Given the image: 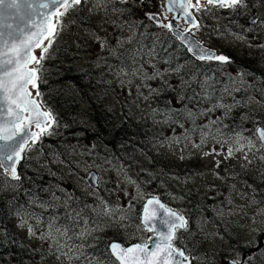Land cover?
Here are the masks:
<instances>
[{
    "label": "rangeland",
    "instance_id": "obj_1",
    "mask_svg": "<svg viewBox=\"0 0 264 264\" xmlns=\"http://www.w3.org/2000/svg\"><path fill=\"white\" fill-rule=\"evenodd\" d=\"M127 1L136 11L130 19L125 18V25L118 21L116 10L107 11L103 0H82L64 15L68 21L59 30V40L63 42L64 38L71 47L70 56L64 62L75 69L97 71L101 75L96 78L104 79L108 90L101 94L103 98L97 101L95 108L81 105L79 98L76 107L65 106L70 113L76 112L75 125L89 133H77L70 141L67 138L68 142L64 140L58 145L61 149H50L45 141L44 147L37 145L57 134L54 107L43 104L53 119L46 132L26 152L19 179H11L0 167V207L4 208L5 201L17 200L23 185L37 192L35 184L40 183L43 196L34 194L27 203V212L33 215L28 219L34 223L26 220L23 224L18 216L6 221L7 215L2 212L0 243L8 241L15 233L29 247L23 255L26 264H74L75 260L85 258L83 249L64 242L58 230H53L60 221L68 217L72 220L70 215L83 220L79 239L95 236L124 245L147 243L151 235L141 224L140 207L148 198L158 196L165 198L166 205L186 220L194 214V208L208 213L205 221L192 225L189 220L187 227L176 233L178 240L174 243L190 256V264L237 261L264 264V149L260 148L258 140L253 141L255 147L248 144L255 129L264 127V0H245V6L235 10L200 3L199 10L197 7L194 10L198 27L190 29L183 22L184 32L216 51L218 56L229 58L227 63L213 62L222 67V77L232 81V89L223 91V99L238 101L235 104L239 109L248 100L251 113L248 117L254 126L253 131L247 133V124L242 123L238 133L229 134L225 131L229 126L228 117L220 115L219 111L197 126L200 133L196 136H190L188 128L175 132L154 121L153 102L143 91V87L154 84L139 66L127 67L133 65V60L126 61L121 69H113L112 65L131 50L130 37L135 24L145 19L160 28L162 22L169 24L173 20L167 17L164 0ZM147 11L155 17L154 23L145 17ZM78 17L80 20L74 23ZM252 19H257L256 23L251 24ZM56 57L51 58L55 61ZM48 73L46 71L44 79L49 77ZM206 79L202 84L207 88L220 83H205ZM53 83L49 77L47 84ZM65 85L72 98L75 92ZM180 90L184 92L185 87L181 85ZM49 96L47 93L45 99L51 105ZM218 109H225L222 102ZM96 113L103 119L94 120ZM60 115L62 118L63 114ZM138 120H151L164 140L147 150L122 149L121 145L113 151L107 144L108 136L93 135L101 133L99 123L103 127L108 124L117 127L125 121ZM236 126L238 122L233 120L229 127ZM92 171L99 177L97 189L85 182ZM154 173L159 180L152 177ZM59 208L64 210L63 215L55 214ZM50 210L55 215L49 219L51 225L46 229L37 228L39 220L32 212L51 215ZM69 248L73 251L69 252Z\"/></svg>",
    "mask_w": 264,
    "mask_h": 264
},
{
    "label": "trees",
    "instance_id": "obj_2",
    "mask_svg": "<svg viewBox=\"0 0 264 264\" xmlns=\"http://www.w3.org/2000/svg\"><path fill=\"white\" fill-rule=\"evenodd\" d=\"M129 3V1L127 3H121L120 0H112L110 3L103 2L104 7L110 13L114 9L118 12V21L123 25L127 22L125 18L130 19L132 13L136 11L129 6ZM79 20L80 17L74 23ZM66 21H68V18L63 16L61 18V24H65ZM60 35L58 34L53 40L51 46L48 48V52L45 54V59L41 62L42 71L38 85V94L41 102L47 107H54L52 109L54 110L53 115L57 117V126L54 131L57 133L56 137H46L37 144L40 147H44L45 142H48L50 149L61 146L64 140L66 143L67 138L70 141L76 137L77 133H89V130L82 127L78 128V125H75L76 112L74 114L72 112L70 113L68 110L69 105L76 107L77 103H79L77 98H79V101L82 102L81 105H90L91 108H95L97 107V101L103 98L101 94L108 90L105 80L96 78L100 74L97 71L90 72L88 70L75 69L73 66L67 65L64 62L70 56L68 54L71 47L69 43H65L64 38L63 42L59 40L61 38ZM130 39L131 50L129 54L120 57L112 67L114 70L117 68L121 69L124 67L126 61L131 62L133 60V65H127L128 68L132 66L136 68L139 66L140 70L146 72L145 76L148 77V81L154 85L148 88L143 87V91L149 94V98L153 102L154 121L163 124L166 128L172 129L175 132L182 128H188V134L190 136H196L195 134L199 135L200 133V129L197 126L204 123L207 117L216 116L221 111L220 115H226L228 117L227 124L229 126L233 120L238 122V126L234 128L226 127L225 131L229 132V134L238 133L242 123L247 124V133H249V130L253 131L254 126L249 120L250 117H248V115L251 116L250 107L247 103L248 100L244 103L241 102L244 107L239 109L235 104L238 101L234 103L233 101H225L223 99V91L232 89V81L227 77H222L223 70L221 66L213 62H199L195 60L168 30L157 28L145 19L134 25ZM53 55L57 56L55 61L51 58ZM46 71H49L48 76L53 80V84H47L49 77L44 79ZM129 71L131 72V69ZM120 72L122 71L120 70ZM206 77L205 83H220L207 88V86L202 84ZM219 77L223 79L219 80ZM163 79L167 80L164 81ZM145 81L148 82L146 78ZM65 84L75 92L72 98H70V93ZM181 85L185 87V91L182 93L180 90ZM47 93H50L51 105L50 102L48 103L46 101L47 98L45 96ZM220 102L223 103L225 109H218ZM65 106H68V108ZM59 111L63 114L62 118ZM58 115L60 118H58ZM100 117L101 115L96 113L94 120L98 122V118ZM102 119L103 117H101ZM97 127L101 133L93 135L108 136V140L106 141L109 142L107 144L113 151L118 150L121 145L123 146L122 149L138 148L147 150L164 140V136L155 130L151 120L125 121L121 126L117 127L110 126L109 124L103 127L99 123ZM93 137L96 138L95 136ZM252 138L254 141V135ZM114 140H116L115 143L113 142ZM24 164L21 165L20 171L24 167ZM152 177L155 180L160 179L155 173ZM35 185L37 192H35L36 190L33 192L30 186L23 185L22 187L24 188L18 194V197H16L17 200L13 198L10 202H4V208L0 207V215L2 212H5L4 216L7 215L6 221H10L15 216H18V219L24 224L26 220L33 218V215L27 212V203L34 194L43 196L40 193V191L42 192L40 183H36ZM161 199L163 201L166 200L165 198ZM142 208L141 206L140 211ZM50 211L52 212V210ZM198 211L200 210L194 208V214H191L189 217L192 225H197V222L206 220L205 216L207 217L208 213ZM32 213L39 220L36 221L35 226L40 229L48 228L49 224L51 225L49 222L50 217L55 216L53 212L51 215L40 214L36 211ZM55 214L63 215L64 210L62 208L56 209ZM70 218L72 220H69L68 217V222L67 220L60 221V225L56 229L54 227L53 230H58L57 234L62 235L64 242L75 244L83 249L82 255L85 258L79 261L75 260L73 262L74 264H82L80 261L100 262V264H119L111 256L109 251L110 242L104 238L95 236L79 239L77 236L80 235L83 229V220L71 215ZM189 220H187V224H189ZM29 221L34 223L32 220ZM7 226L10 227V224ZM192 229L194 230V228ZM13 235L14 237H10L8 241L0 243V264H26L23 260V255L29 251L27 242L23 241L15 233Z\"/></svg>",
    "mask_w": 264,
    "mask_h": 264
},
{
    "label": "snow or ice",
    "instance_id": "obj_3",
    "mask_svg": "<svg viewBox=\"0 0 264 264\" xmlns=\"http://www.w3.org/2000/svg\"><path fill=\"white\" fill-rule=\"evenodd\" d=\"M103 2L110 3L112 0H103ZM120 2L127 3V0H120ZM168 2V11H172V4L175 0H168ZM207 3L214 7L233 10L245 6V0H207ZM79 4H81V0H44L38 5L33 0H0V20H3L5 14L22 18L26 16L28 22L35 29V31L21 33L19 37L16 33L20 30L12 29L11 25H7L11 29L7 34L0 30V141L5 142L4 148H0V167L5 168L13 179H19L15 165L20 162L21 153L25 150L24 145L27 140L24 137L33 140L38 138L36 133L29 134L26 131L25 122L27 121V124L35 123L37 127H40L42 123L53 119L50 113L39 110L40 106L36 100L31 98L32 93L28 90V86L37 87L36 82L40 79L42 71L41 61L45 59L48 48L59 34L62 27L61 18L72 7ZM178 6L183 9L186 17H191L192 14L188 8L193 6L192 0H182ZM201 6L200 0H197V10ZM37 8L45 10L38 13L42 17L40 23L32 20L31 13L36 12ZM61 8L63 12L60 11ZM149 19H155V17L149 14ZM192 25L198 27L194 19ZM164 26L169 29L173 28L172 24ZM176 35L182 41L186 39L179 31L176 32ZM45 40L48 41V45L42 47ZM41 47V55L39 57L33 55L34 48ZM195 48L199 59L229 62L228 57L217 56L215 53L201 48L198 44L195 45ZM190 50L192 49L190 48ZM26 112L30 114L31 118L25 117ZM40 117L45 119L41 120ZM254 139L258 140L260 148L264 149V127L255 129ZM248 144L251 147L256 146L253 138H249ZM5 149L7 150L5 151ZM231 152L232 150L229 149L230 155ZM153 205H159V209H162L168 217L163 221L167 225V233H157L159 240L154 242L151 250L147 244H135L124 248L118 243H112L110 245L112 254L116 256L120 264H190L185 251L174 243L178 240L177 230L186 228L187 220L182 215L160 204L159 200L153 197L148 200L144 208L142 220L149 231H156L151 221L157 218L159 209L150 208ZM110 211L115 212L116 210L110 209ZM68 251L71 252L73 249L69 248ZM96 264H100V262H96ZM234 264H239V262H234Z\"/></svg>",
    "mask_w": 264,
    "mask_h": 264
},
{
    "label": "water",
    "instance_id": "obj_4",
    "mask_svg": "<svg viewBox=\"0 0 264 264\" xmlns=\"http://www.w3.org/2000/svg\"><path fill=\"white\" fill-rule=\"evenodd\" d=\"M34 3H36L37 5L41 2H44V0H33ZM82 2V0H81ZM165 4H164V9L167 13V17L168 18H171L173 19L169 24H172L173 25V28L172 29H169L168 27H165L164 25H168V24H164L163 22L161 23L162 26H160V28L164 27L163 29H168V31L171 33V35L182 45L186 48V50L188 51V53L197 61L199 62H204V61H210V62H218V60H209V59H199L197 54H196V48H195V45L198 44L201 48L211 52V53H215V55H217L216 51L208 48L207 46H205L204 44H202L197 38L189 35L188 32H184L183 29H184V26H183V22H185L186 24H188L190 26V29H195L197 27H194L192 25V20L194 19L195 20V23L196 25H198V20L196 19L195 15H194V10L196 9V2L197 0H192V7H189L188 8V11L192 14L191 17H186L184 15V11L183 9H181L178 5L179 3L182 2V0H175V2L172 4V11H168V7H169V2L168 0H164ZM200 3L201 4H204V3H207V0H200ZM42 11H45L43 9H39L37 8V11L36 12H33L31 13L32 15V20H34L36 23H40L41 20H42V17L38 14L39 12H42ZM61 12H63V9L61 8L60 9ZM145 17L147 19H149V12H145ZM152 15V14H151ZM53 20L55 21V18H53ZM152 22L153 20L155 19H150ZM256 20L257 19H252L250 21L251 24H254L256 23ZM255 21V22H253ZM154 23V22H153ZM156 25H158L157 23H155ZM7 25H11L12 26V29H19L20 31H17L16 35L19 37L21 35V33H28V32H31V31H35V29L31 26V23L28 22V19L27 17H20V16H11V15H8V14H5L4 15V18L3 20H0V30H3L6 34L7 32H9L11 29H9L7 27ZM179 31L181 35L185 36L186 39L185 40H180L177 38V35H176V32ZM48 45V41L45 40L44 41V44L42 45L43 46H47ZM42 47L41 48H34L33 50V55H36L37 57L40 56V52H42ZM190 48L192 50H190ZM218 56V55H217ZM37 84V87L33 88L31 85L28 86V90L32 93V99L36 100V102L39 104V110L41 112H48L46 110V108L44 107V105L42 104V102L40 101L39 99V95H38V81L36 82ZM49 113V112H48ZM25 117H30V114L29 113H25L24 114ZM39 119L41 120H44L45 118L43 117H40ZM52 120H48L46 123H42L40 127H37L35 123H32V124H27V121L25 122V128H26V131L31 134V133H36L37 134V139L33 140V139H30L28 137H24L26 140H27V143L24 145V152L21 153V159H20V162L18 164L15 165V168H16V174L18 177H20V173H19V169H20V165L23 163L24 161V157H25V154L26 152L28 151L29 147L33 144L34 141L40 139V137L46 132L47 128L49 127V124ZM43 129V130H42ZM4 145H5V142L3 141H0V148H4ZM7 149H5L6 151ZM9 163H11V161H9ZM3 169V171L5 172L6 175H8L11 179L12 176L9 174L8 171H6L5 168L1 167ZM13 180H16V179H13ZM85 182L88 184V186L92 189H97L99 187V177H98V174L94 171L90 172L89 175L85 178ZM153 198V197H151ZM151 198H148L145 202V204L143 205V209H142V213H141V224L144 228V230L150 234H152V239L147 243L149 249L151 250L154 246V242H158L159 240V237L157 235V233H167L168 231V228H167V225L163 223L164 220L168 219V217L164 214L163 210L162 209H159V205H153V206H150V208H157L159 209L158 213H157V218L153 221H151V223L154 225L156 231L153 232V231H149L145 226L144 224L142 223V220H143V216H144V208L145 206L147 205V202L149 199ZM156 199L159 200L160 204H163L166 208L167 205L166 203H164L160 197H154ZM170 209V208H168ZM172 210V209H171ZM174 211V210H172ZM176 212V211H174ZM177 213V212H176ZM179 230H182V229H179ZM178 231V230H177ZM177 233V232H176ZM112 243H118L120 244L122 247L124 248H127L126 246H124L122 243L120 242H111L109 244V251L111 253V256L120 264V261L117 260L116 256L112 254L111 252V249H110V245ZM135 245V244H134ZM132 246V245H131ZM131 246H128V247H131ZM186 254V253H185ZM188 256V255H187ZM189 257V261H190V256ZM229 264H234V262H231Z\"/></svg>",
    "mask_w": 264,
    "mask_h": 264
},
{
    "label": "flooded vegetation",
    "instance_id": "obj_5",
    "mask_svg": "<svg viewBox=\"0 0 264 264\" xmlns=\"http://www.w3.org/2000/svg\"><path fill=\"white\" fill-rule=\"evenodd\" d=\"M205 62H206V61H205ZM142 207H143V206H142ZM150 235H151V239H152L153 236H152V234H150ZM151 239H150V240H151ZM150 240H149V241H150ZM149 241H148V242H149ZM117 242H118V241H117ZM148 242H147V243H148ZM147 243H141V244H147ZM122 244H123V243H122ZM134 244H140V243H133V244H131V245H134ZM123 245H124V244H123ZM131 245H124V246L128 247V246H131Z\"/></svg>",
    "mask_w": 264,
    "mask_h": 264
},
{
    "label": "bare ground",
    "instance_id": "obj_6",
    "mask_svg": "<svg viewBox=\"0 0 264 264\" xmlns=\"http://www.w3.org/2000/svg\"><path fill=\"white\" fill-rule=\"evenodd\" d=\"M196 4V3H195Z\"/></svg>",
    "mask_w": 264,
    "mask_h": 264
}]
</instances>
